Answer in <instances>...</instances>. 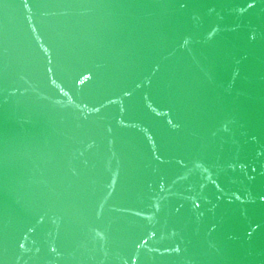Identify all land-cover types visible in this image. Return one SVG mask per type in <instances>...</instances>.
<instances>
[{
  "label": "water",
  "instance_id": "95a60500",
  "mask_svg": "<svg viewBox=\"0 0 264 264\" xmlns=\"http://www.w3.org/2000/svg\"><path fill=\"white\" fill-rule=\"evenodd\" d=\"M0 264H264V0H0Z\"/></svg>",
  "mask_w": 264,
  "mask_h": 264
}]
</instances>
